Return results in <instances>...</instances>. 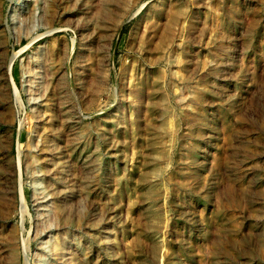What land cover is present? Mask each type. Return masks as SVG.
<instances>
[{
  "label": "rangeland",
  "instance_id": "374dc122",
  "mask_svg": "<svg viewBox=\"0 0 264 264\" xmlns=\"http://www.w3.org/2000/svg\"><path fill=\"white\" fill-rule=\"evenodd\" d=\"M0 264H264V0H0Z\"/></svg>",
  "mask_w": 264,
  "mask_h": 264
}]
</instances>
